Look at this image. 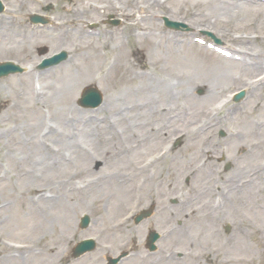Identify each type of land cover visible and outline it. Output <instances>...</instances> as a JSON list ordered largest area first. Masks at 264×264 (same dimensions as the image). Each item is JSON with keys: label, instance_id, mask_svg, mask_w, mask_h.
<instances>
[{"label": "rangeland", "instance_id": "rangeland-1", "mask_svg": "<svg viewBox=\"0 0 264 264\" xmlns=\"http://www.w3.org/2000/svg\"><path fill=\"white\" fill-rule=\"evenodd\" d=\"M2 1L0 62L31 69L0 79V102L6 104L0 106V264H107L108 256L125 250L149 254L144 246L150 228L165 233L159 253L143 260L135 255L122 264H154L163 251L176 264H264L259 206L264 205V86L249 91L242 103L230 101L219 110L225 96L256 73L209 49L212 40L203 34L215 33L220 47L234 54L253 51L264 60V0H224L228 14L212 10L221 0ZM34 12L58 24L33 26L27 18ZM109 14L120 17L122 25L104 24ZM163 16L186 22L191 30H170ZM92 23L98 27L91 29ZM45 46L49 54L68 50L69 61L38 71V49ZM89 84L105 95L96 110L78 106ZM33 85L39 96L32 93ZM208 118L215 125L210 131ZM181 131L187 135L169 156L139 169ZM209 138H220V144H210ZM222 144L237 160L235 170L223 175L243 179L257 173L242 187L231 182L239 197L250 187L253 195L241 203L256 222L248 221L251 211L235 210V221L224 215L232 228L225 243L208 208H198L216 182L207 173L223 167L220 151L211 156ZM49 148L54 164L47 169ZM40 191L46 196L40 198ZM173 196L181 205L173 208L175 222L169 223L162 212L169 215L164 206ZM185 199L190 207L183 206ZM152 201L158 203L156 213L136 225L133 215ZM85 214L91 225L82 229ZM120 220L124 224L118 227ZM170 225H175L172 235ZM83 237H94L98 246L77 260L73 248ZM11 248L15 252L9 256Z\"/></svg>", "mask_w": 264, "mask_h": 264}, {"label": "bare ground", "instance_id": "bare-ground-1", "mask_svg": "<svg viewBox=\"0 0 264 264\" xmlns=\"http://www.w3.org/2000/svg\"><path fill=\"white\" fill-rule=\"evenodd\" d=\"M227 1H224V0H221V2L219 4H216L214 6V8L212 10H216V13L219 14V13H222V14H228L227 9H228V5L226 3ZM232 2V1H231ZM233 3V2H232ZM233 4H239V3H233ZM244 4V3H243ZM248 70V69H247ZM48 154H47V157H45V163H46V168L49 169L51 167V164H54V162L52 161H49L50 160V157H51V148H49L47 150ZM125 160H123L124 162ZM125 192H130L131 191V186L127 184V187H124L123 188ZM41 192V193H40ZM40 192H37L40 196V198H43V196H46V191H40ZM11 251H14L12 248H11ZM12 253H9V256H11ZM8 259V258H7ZM167 261V260H166ZM177 262H172V261H168L166 264H176Z\"/></svg>", "mask_w": 264, "mask_h": 264}]
</instances>
